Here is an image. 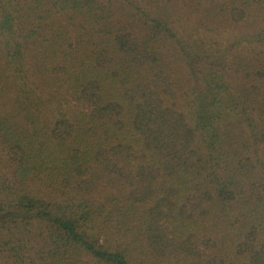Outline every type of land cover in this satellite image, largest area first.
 <instances>
[{
	"label": "trees",
	"instance_id": "1",
	"mask_svg": "<svg viewBox=\"0 0 264 264\" xmlns=\"http://www.w3.org/2000/svg\"><path fill=\"white\" fill-rule=\"evenodd\" d=\"M0 264H264V0H0Z\"/></svg>",
	"mask_w": 264,
	"mask_h": 264
}]
</instances>
